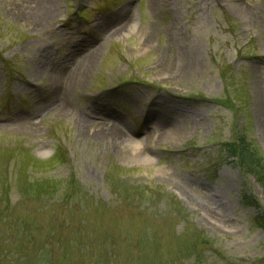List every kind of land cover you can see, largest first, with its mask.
Masks as SVG:
<instances>
[{
  "label": "rangeland",
  "instance_id": "obj_1",
  "mask_svg": "<svg viewBox=\"0 0 264 264\" xmlns=\"http://www.w3.org/2000/svg\"><path fill=\"white\" fill-rule=\"evenodd\" d=\"M48 1L39 24L0 0V264H264V0Z\"/></svg>",
  "mask_w": 264,
  "mask_h": 264
},
{
  "label": "bare ground",
  "instance_id": "obj_2",
  "mask_svg": "<svg viewBox=\"0 0 264 264\" xmlns=\"http://www.w3.org/2000/svg\"><path fill=\"white\" fill-rule=\"evenodd\" d=\"M43 1L44 0H23V2H21L20 4L24 12V14H22V18H27L26 20L32 19L39 24H47L48 22L52 21L57 14V10L55 7L54 9L51 8L50 1L48 0L44 2ZM124 16L126 15H122L121 17L119 16L116 19L114 18L113 23H111L110 26L107 25L106 31L104 29V25H102V23L99 22V29L101 30L100 33L103 34L104 32L110 31V35H114L120 32L126 25L128 18H129L128 16L126 17ZM98 50H100V45H96L93 43L92 48H89V53H87L84 57L81 58L80 63H79L80 65L78 64L79 68H78V65L76 66L72 65L68 67L67 69L65 68L66 70L65 72L63 71L64 75L62 77V82L64 84L65 83L68 84V82L71 81V76H74L76 73L78 74L79 72H81L80 70H83V68H85V66L88 65V63H90L91 61L95 59ZM61 100L62 98L61 96H59L57 98L58 104H61ZM103 105H98V106L95 105L94 108L97 111H102L103 109H100L99 106H103ZM80 124L82 127V128L80 127V133L86 134L88 136L91 135L94 138H101L102 141L107 143L110 147L119 146L123 144V142L126 141L125 134L121 130L114 128L113 126L107 127L106 124H103L98 121H93L90 118L86 120L83 118L80 119ZM94 125H96L97 128H93L89 130V128ZM172 131L173 130L170 127V125L167 122H165V120H163L161 121L158 127V133L159 135H161L158 138L160 137L162 138L163 137L162 135H165ZM215 200L217 202H220L218 197H215ZM217 207H220V208L218 209ZM204 210L207 214L212 212L215 215V217L217 216L222 217L224 208L220 204L219 206L215 205L214 207L207 206Z\"/></svg>",
  "mask_w": 264,
  "mask_h": 264
},
{
  "label": "trees",
  "instance_id": "obj_3",
  "mask_svg": "<svg viewBox=\"0 0 264 264\" xmlns=\"http://www.w3.org/2000/svg\"><path fill=\"white\" fill-rule=\"evenodd\" d=\"M227 155L234 157L238 166L244 173L254 174L258 178L263 173L262 160L256 156L257 150L250 141L243 134H237L231 141L224 144ZM4 184V178L2 179ZM9 191L6 190V193ZM244 199L248 204H252L249 201L247 195ZM255 222L264 229V211L254 217Z\"/></svg>",
  "mask_w": 264,
  "mask_h": 264
}]
</instances>
